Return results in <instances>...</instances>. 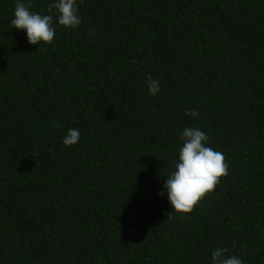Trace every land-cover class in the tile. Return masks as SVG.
<instances>
[{
  "label": "trees",
  "instance_id": "trees-1",
  "mask_svg": "<svg viewBox=\"0 0 264 264\" xmlns=\"http://www.w3.org/2000/svg\"><path fill=\"white\" fill-rule=\"evenodd\" d=\"M76 3L32 45L0 0V264H264V0ZM188 127L229 174L181 218L164 184Z\"/></svg>",
  "mask_w": 264,
  "mask_h": 264
},
{
  "label": "clouds",
  "instance_id": "clouds-1",
  "mask_svg": "<svg viewBox=\"0 0 264 264\" xmlns=\"http://www.w3.org/2000/svg\"><path fill=\"white\" fill-rule=\"evenodd\" d=\"M80 2L83 3V0ZM30 7V0L27 5L22 0H16L14 18L10 23L14 28L26 31L28 42L32 45H39L41 42L51 45L55 39L54 23L73 29L82 23L76 0H53L49 3L48 12L52 13L55 10V21L52 14L42 15L32 12ZM146 85L148 92L153 96L160 91L159 82L151 75L147 77ZM186 115L196 118L199 113L192 109L186 112ZM52 123L57 128L63 127L56 121ZM79 139V130L69 128L63 143L70 147L76 145ZM180 139L183 141V146L179 151L178 163L175 165V170L167 175L164 189L174 209L173 213L181 214L183 218L213 193L221 179L229 173L223 153L205 146L208 137L203 131L198 128H185ZM159 195L163 197L165 192L161 191ZM172 214L168 215V219ZM227 251L226 248H217L213 251L211 256L213 264H244L243 260L235 255L226 256Z\"/></svg>",
  "mask_w": 264,
  "mask_h": 264
}]
</instances>
